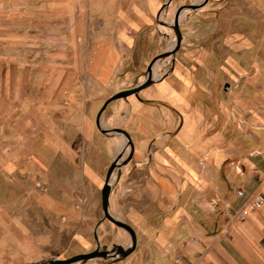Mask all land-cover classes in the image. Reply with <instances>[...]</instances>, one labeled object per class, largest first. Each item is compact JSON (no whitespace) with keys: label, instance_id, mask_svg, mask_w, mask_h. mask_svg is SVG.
<instances>
[{"label":"crops","instance_id":"obj_1","mask_svg":"<svg viewBox=\"0 0 264 264\" xmlns=\"http://www.w3.org/2000/svg\"><path fill=\"white\" fill-rule=\"evenodd\" d=\"M166 1L107 0V42L92 47L96 59L115 56V74L131 55L157 50L168 34L158 22L173 26L182 7H194L179 16L181 44L165 77L103 113L102 127L125 130L128 145L121 134L99 130L97 116L78 104L81 94L42 111L41 131L33 134L0 91V198L10 199L2 200L0 229L31 223L28 200H14L28 191L11 183H33V175L41 182L43 225H65L68 217L78 218L73 225L95 223L107 171L124 154L127 163L111 178L109 209L136 227L128 264H264V205L238 217L247 200L264 195V0H171L169 12H161ZM9 32L19 39L26 30ZM3 240L0 264L45 260L35 259L32 239H14L13 249Z\"/></svg>","mask_w":264,"mask_h":264},{"label":"rangeland","instance_id":"obj_2","mask_svg":"<svg viewBox=\"0 0 264 264\" xmlns=\"http://www.w3.org/2000/svg\"><path fill=\"white\" fill-rule=\"evenodd\" d=\"M106 3L107 0H0V79L10 80L7 86L0 82V91L3 89L7 91L9 97L5 99V104H10L14 115L21 116L20 118L27 122L31 133L37 134L41 131L42 111H53L63 108L64 105L73 104L64 102L65 96L67 98L70 94H81L82 99L78 103L81 109L83 112L90 110L96 117L107 99L115 93L129 90L142 83L146 79L151 61L175 47L176 34L170 23L158 22L157 26L168 31V34L159 38L157 50L139 57L131 55L129 61L120 63V70L114 74L112 65L115 56L99 53L96 59L97 54L92 52V47L96 43L107 42L104 38L106 21L102 19ZM169 4L161 12L168 13ZM192 7H182L181 16ZM11 28L15 31L24 28L25 37L10 38ZM91 30L94 31L93 36ZM173 59L174 55H169L153 65V76L155 71L156 74L159 73L158 76H154L155 80L165 77ZM148 87L131 95L144 94ZM58 93L64 96L60 102L57 101ZM2 104L4 102L1 101L0 105ZM120 137L121 141L128 145L127 137L124 135ZM38 154L40 156V153ZM116 157H121L122 160L127 156L118 154ZM33 178V183L30 181L24 183L23 178L15 179V182L11 183L15 191L22 188L28 191L27 196L23 195L24 192H19V196L14 197V200L19 206L21 202L28 200L26 205L32 210L28 214L32 221L28 222V225H10L12 230L0 229V238L3 237V242L9 244V249H13L11 244L15 242L14 239L22 242L26 238L32 239L35 245V259L36 257L45 259L33 263L39 264L50 259H66L91 252L97 245L95 235L104 249H111L114 244L131 246V236L125 229L108 219L102 221V209L97 221L92 224L86 222L85 225H73L78 218L73 220L68 217L65 225H58L56 221L53 225H43L38 204L41 182L36 180L40 179L39 176L37 178L33 175ZM2 188L0 187V190L3 191ZM30 190L34 192L32 205H29ZM3 199L0 198V206ZM111 215L124 221L120 212L113 211ZM197 218L202 219V215L198 214ZM84 221L82 217V222ZM130 226L136 229L135 225ZM225 233L226 231L223 232ZM37 245L40 247L39 251ZM4 254L9 255L7 252ZM130 257L131 254L125 258H95L78 264H128Z\"/></svg>","mask_w":264,"mask_h":264},{"label":"water","instance_id":"obj_3","mask_svg":"<svg viewBox=\"0 0 264 264\" xmlns=\"http://www.w3.org/2000/svg\"><path fill=\"white\" fill-rule=\"evenodd\" d=\"M170 2H171V0H167L163 5L162 10H164ZM190 7H192V6H190ZM180 13H181V10L178 11V14L175 17V23L173 26H171L172 29L174 30L175 34H176V39H177L175 47L167 53H163V54L158 55L157 57H155L151 61L150 65L148 67V71L146 73V79L142 83L138 84L136 87H133L129 90H124V91H121L119 93H115L113 96H111L109 99H107L104 102L103 106L101 107V109L98 112L97 117H96V124H97L99 130L103 134H121V135L126 136L127 139L130 141L129 134L125 130H123L122 128L104 129L102 127L103 113L106 110L107 106L112 101L119 99V98H126L131 94H136L140 90H142V89H144V88L155 83L156 80H155V78L153 76V72H152L153 65L158 60L165 58L166 56L174 55L180 47L181 39H182V35H181L180 29H179ZM127 161H128V158L121 160V157L120 158L116 157L112 161V163H111V165L107 171V177H106L105 185L101 191V207H102V211H103L102 221L108 219L109 221L116 224L118 227L125 229L131 236V246L130 247H124L123 245L114 244L111 249H104L101 247V244L99 243L97 235H95L97 245H96L95 249L92 250L91 252L78 254V255H75V256H72V257L66 258V259H60V258L50 259V260L41 262L39 264H78L80 262H87V261H90V260L95 259V258H102V259L118 258V257L125 258L135 251V249L137 247V234H136L135 230L130 225L125 223L124 221L118 220L115 217H113L111 215V212L109 209L110 194H111V183H110L111 178H112L114 172L116 170H119L124 164L127 163ZM100 224H101V222L99 223V225H97V228L100 226Z\"/></svg>","mask_w":264,"mask_h":264},{"label":"built area","instance_id":"obj_4","mask_svg":"<svg viewBox=\"0 0 264 264\" xmlns=\"http://www.w3.org/2000/svg\"><path fill=\"white\" fill-rule=\"evenodd\" d=\"M237 195L239 197H243L244 191L239 189L237 191ZM263 205H264V195L263 194L260 193V194H257L255 196H252L249 200H247L246 204L244 205V207L239 212V214H238L239 219L241 221L245 220L248 217L250 212L257 210V209H260ZM222 211H223V214L225 215V217H227V219L232 217V213L227 207H224L222 209ZM177 259L179 260L180 256H177Z\"/></svg>","mask_w":264,"mask_h":264},{"label":"bare ground","instance_id":"obj_5","mask_svg":"<svg viewBox=\"0 0 264 264\" xmlns=\"http://www.w3.org/2000/svg\"><path fill=\"white\" fill-rule=\"evenodd\" d=\"M156 72H157V71L154 72V76H157V75H156Z\"/></svg>","mask_w":264,"mask_h":264}]
</instances>
